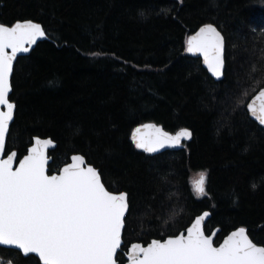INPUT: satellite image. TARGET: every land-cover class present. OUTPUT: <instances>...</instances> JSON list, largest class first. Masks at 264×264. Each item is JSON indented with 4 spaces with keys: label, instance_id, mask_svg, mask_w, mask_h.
<instances>
[{
    "label": "trees",
    "instance_id": "obj_1",
    "mask_svg": "<svg viewBox=\"0 0 264 264\" xmlns=\"http://www.w3.org/2000/svg\"><path fill=\"white\" fill-rule=\"evenodd\" d=\"M24 20L47 39L15 65L5 156L19 162L34 138H50V174L81 154L110 191L128 193L119 264L131 244L176 236L205 211L217 244L245 227L264 245V129L243 110L264 88V0H0V24ZM206 24L225 36L223 82L187 54ZM147 122L188 128L193 140L148 156L131 140ZM204 171L207 196L192 182ZM0 261L38 264L2 247Z\"/></svg>",
    "mask_w": 264,
    "mask_h": 264
},
{
    "label": "snow or ice",
    "instance_id": "obj_2",
    "mask_svg": "<svg viewBox=\"0 0 264 264\" xmlns=\"http://www.w3.org/2000/svg\"><path fill=\"white\" fill-rule=\"evenodd\" d=\"M45 36L42 24L32 20L0 24V246L18 249L25 257L34 254L38 264H119L130 214L128 193L110 191L102 172L84 155H73L59 174H50V139L37 138L19 162L15 151L5 158L17 107L10 100L14 65L20 54L29 53ZM187 51L202 56L218 81L226 79V40L216 26L206 24L190 36ZM237 97L243 99L240 93ZM243 110L264 126V90ZM192 139L190 129L171 134L156 124L138 127L132 136L135 147L149 154L182 148ZM207 181V171L201 172L194 181L196 193L208 195ZM208 216L204 212L176 236L153 239L147 246L131 245L128 264H264V245L255 242L245 227L217 244L216 234L205 231Z\"/></svg>",
    "mask_w": 264,
    "mask_h": 264
},
{
    "label": "water",
    "instance_id": "obj_3",
    "mask_svg": "<svg viewBox=\"0 0 264 264\" xmlns=\"http://www.w3.org/2000/svg\"><path fill=\"white\" fill-rule=\"evenodd\" d=\"M215 26V25H214ZM203 27V26H202ZM219 30V29H218ZM199 31V30H198ZM197 31V32H198ZM220 31V30H219ZM46 32V31H45ZM196 32V33H197ZM196 33H194L193 35H195ZM222 33V32H221ZM192 36V35H191ZM190 38V37H189ZM47 39V34H46V36H45V38H42V39H40L38 42H37V44L36 45H34V46H32V50L29 52V53H26V54H20L19 56H18V58H17V61H18V59L19 58H21V57H26V56H29L30 54H31V52L37 47V45L39 44V43H41V42H43V41H45ZM187 54L188 55H190V56H192V57H195V58H198V59H201L202 60V63H203V66H204V68L209 72V74L211 75V77L214 79V80H216V81H218L215 77H213V75H212V73H211V71L207 68V65L206 64H204V62H203V57L202 56H194V55H192L191 53H189L188 51H187ZM225 58H226V51H225ZM17 61H16V63H17ZM16 63H15V65H16ZM15 65H14V69H15ZM261 90H264V88L263 89H261ZM260 91V90H259ZM258 91V92H259ZM258 92L255 94V95H257L258 94ZM11 95H12V93L10 94V100H11ZM254 95V96H255ZM253 96V97H254ZM252 97V98H253ZM251 98V99H252ZM13 102V101H12ZM15 112H16V110H15ZM248 114H249V117L254 121V122H256L258 125H259V123H258V119L255 117V116H253L250 112H248ZM14 120H15V115H14V119H13V122H14ZM13 122H12V124H13ZM12 124L10 125V128H9V133H10V129H11V126H12ZM145 124H156L157 126H159V127H162V128H164L162 125H159V124H157V123H154V122H147V123H144V124H142V125H139V126H137L136 128H138V127H142L143 125H145ZM260 127H262L263 129H264V126H261V125H259ZM136 128L133 130V132H132V134H131V140H132V136H133V134L135 133V130H136ZM184 129V128H183ZM188 129V128H187ZM164 130H165V128H164ZM181 130V129H180ZM165 131H167V130H165ZM179 131V130H178ZM178 131H176V132H169V131H167V132H169V133H171V134H176V133H178ZM192 131V130H191ZM36 139L37 138H34V140H33V144H32V146L29 148V150H28V153H27V155L29 154V152H30V149L33 147V146H35V141H36ZM40 140H48V139H50V138H39ZM7 140H8V138L6 139V146H7ZM50 140H52V139H50ZM193 140V139H192ZM191 140V141H192ZM191 141H185L184 142V147H182V148H168V149H164V150H162L161 152H159V153H156V154H149V153H145V152H143L142 150H140V149H137L138 151H140V152H142V153H144V154H146V155H148V156H157V155H160V154H162V153H165V152H168V151H176V152H178V151H181V150H184L185 148H186V145L188 144V143H190ZM52 145H49L48 146V148H47V155H48V161H49V167H50V165L53 163V158L50 156V152H52V151H54L55 149H56V147H57V144L52 140ZM133 142V141H132ZM133 144H134V142H133ZM135 145V144H134ZM6 146H5V154H6ZM17 153V152H16ZM75 155H81V154H75ZM73 156V155H72ZM71 156V157H72ZM5 158H6V156H5ZM69 163H71V158H70V162ZM67 165V164H66ZM66 165H64V166H66ZM17 166H18V163H17ZM63 166V167H64ZM62 167V168H63ZM61 168V169H62ZM60 169V170H61ZM60 172V171H59ZM59 172H57V173H54V174H59ZM49 173H50V168H49ZM120 193V192H119ZM205 212H208L209 213V216L206 218V220H205V227H206V225H207V223H208V221L211 219V212L210 211H205ZM204 213V212H203ZM202 213V214H203ZM201 214V215H202ZM200 216V215H199ZM199 216H197V217H199ZM196 217V218H197ZM126 218H127V216H126ZM192 222H194V220L192 221ZM235 230H237V229H235ZM185 231V230H184ZM184 231H182V232H184ZM234 231V230H233ZM220 232V229L218 228V229H215L212 233H215L216 234V236H215V242H216V239H217V235H218V233ZM230 234V233H229ZM228 234V235H229ZM227 237V236H226ZM225 237V238H226ZM167 239V238H166ZM135 243H140V242H135ZM135 243H133V244H135ZM133 244H131V245H133ZM141 244H143V243H141ZM149 244V243H148ZM147 244V245H148ZM123 245H124V240H123V244H122V247H123ZM131 245L129 246V248H128V251H127V253H126V255H125V257H126V263L125 264H128V255H130V249H131ZM144 246H147V245H145V244H143ZM0 247H2V248H6V249H13V250H16V251H19L21 254H22V252L20 251V250H18V249H14V248H11V247H8V246H0ZM23 255V254H22ZM24 256V255H23ZM30 256H35L34 254H32V255H30ZM25 257V256H24ZM29 257V256H28ZM37 258V257H36ZM38 259V258H37Z\"/></svg>",
    "mask_w": 264,
    "mask_h": 264
},
{
    "label": "rangeland",
    "instance_id": "obj_4",
    "mask_svg": "<svg viewBox=\"0 0 264 264\" xmlns=\"http://www.w3.org/2000/svg\"><path fill=\"white\" fill-rule=\"evenodd\" d=\"M199 176H200V173L194 174V176L192 177L193 186H194V181H196L199 178ZM0 264H11V263L0 261Z\"/></svg>",
    "mask_w": 264,
    "mask_h": 264
}]
</instances>
